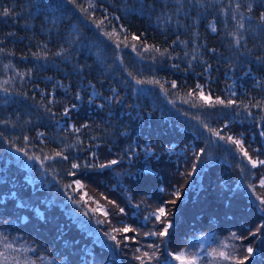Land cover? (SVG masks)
I'll list each match as a JSON object with an SVG mask.
<instances>
[{"label":"trees","instance_id":"obj_1","mask_svg":"<svg viewBox=\"0 0 264 264\" xmlns=\"http://www.w3.org/2000/svg\"><path fill=\"white\" fill-rule=\"evenodd\" d=\"M44 2L53 10L51 19L60 22V28L69 33V29L75 27L85 43L100 47L97 48L102 50V57L81 53L71 63L52 58L55 63L52 68L33 72L28 76L30 79L12 90V94L0 96V121L4 122L0 123V237L14 249L24 250L11 253L9 260L18 255L21 259L34 260L36 264H140L135 258L140 256L145 260L151 257L150 264H173L175 254L195 250L197 245L193 241L208 234V244H213L212 247L230 240L233 249L226 255L232 254L237 259L247 257L244 264H264V213L259 211L261 205L257 199L260 196L264 199V193L258 195L259 188H252L253 176L259 178L260 171L254 169L252 178L244 177L243 171L234 164H241L240 158L244 157L233 144L227 148L234 155L233 161L220 159V153L213 160L204 161L205 154L200 153L204 141L194 129L200 125L196 117L207 118L210 129L225 137L222 141H226L229 134L241 136L252 159L264 157V135H261L264 111L252 106L258 101L264 102V47L255 40L260 36L258 18L264 11V0H254L253 4L249 0H223L221 7L225 17L214 19V22L218 20L217 33L203 32L206 50L211 52L209 56L217 67V73L212 67L209 76L215 81L210 85V95L213 100L220 98L227 102L230 99L235 102L234 106L208 107L203 104L190 110L186 103L183 111L187 119H181L180 124L175 118L159 117L156 111L161 105L155 103L156 111L146 117L145 106L149 103L146 94L153 88L157 96L154 100L164 103L152 82L166 89V85L175 81L178 97H185L198 83L204 82L203 75L199 74L195 79L187 71L175 74L179 65L175 61V67L168 71L159 61L162 56L131 57L123 43L117 48L116 38L108 39L92 21L107 16L103 31L107 32L111 26L123 28L129 47L137 44L140 49L144 43L160 48L161 52L171 49L176 41L174 35H161L145 16H121L108 7L91 15L82 13L68 0ZM76 3L83 5L79 0ZM237 4L240 5L238 10ZM249 4L252 5L251 12L248 11ZM5 8L12 14L0 16V41H3L0 43L3 49L0 67L8 64L11 58L10 62L17 64L18 69L27 70L35 60L37 49L44 53L36 45H49L41 41L33 45L26 32L14 24V17L22 9L34 15L38 12L37 6L31 4V0H0V12ZM234 12L238 18L240 14L245 17L244 39L238 49L232 36L228 35L235 31V21L231 18ZM249 24L251 28L246 30ZM133 34L140 37V41L132 40ZM46 35L52 52L61 51L55 43L58 34ZM124 71L132 74L129 75V86L143 79L148 82L143 86L153 85L146 91L124 94L117 85L118 81L127 83ZM110 76L117 78L116 84ZM232 85L236 96L229 90ZM114 89L120 94V106L108 109L103 98H109ZM168 90L173 95L171 89ZM90 91L95 92L98 101L89 102ZM134 95L137 100L133 99ZM52 96H58L60 103L49 104ZM97 103L102 105L101 108ZM66 107L70 109L68 116L63 114ZM133 108L138 109L135 112ZM112 120L116 141L88 140L110 128L108 123ZM60 123L68 129L60 128ZM83 124L89 127L73 135L72 126ZM62 136L78 138L80 143L76 140L77 147L66 149L58 142ZM171 142L180 148L192 146L193 153L185 149L176 160L168 158L163 149ZM148 143L153 150L152 156L145 153ZM17 148L22 151L17 152ZM62 150L67 160H47L43 167L37 160L27 159L31 155L43 160ZM25 152L27 155L23 154ZM111 160L118 163L99 168L100 164ZM72 163L81 167L73 170ZM86 164L92 167H85ZM69 171H74L75 176L69 175ZM190 172L192 175H188ZM75 180L85 185L84 190L92 197L87 204L83 201L80 205L72 203L70 197L80 200L72 185ZM175 193L180 194L179 198ZM160 207L166 209V216L161 218L163 224L154 215ZM165 224L170 225L166 237L149 235L161 231ZM124 228L135 231L125 233ZM233 233L242 239L233 237ZM109 236H116L119 247ZM125 236L129 240L126 241ZM88 246L92 253L90 257L86 253ZM249 247L253 249L251 256L247 252ZM29 248L35 251H26ZM0 251H3V244H0ZM220 264L233 262L222 259Z\"/></svg>","mask_w":264,"mask_h":264},{"label":"rangeland","instance_id":"obj_2","mask_svg":"<svg viewBox=\"0 0 264 264\" xmlns=\"http://www.w3.org/2000/svg\"><path fill=\"white\" fill-rule=\"evenodd\" d=\"M83 5H86L87 0H79ZM223 0H205V6L201 7L198 4H189L184 3L183 5V12H186L187 15L180 14L177 15V7L178 5L175 3V0H93V3L95 4V8L89 9V13L91 15L100 13L104 7H108L118 13L121 16H127L130 14H137L141 16H145L150 21V25L153 26L161 35L167 36L169 33L174 35L176 37V41L179 42L173 44V48L167 49V52L161 57L160 54H158L155 51H144L143 47L142 49L137 48L136 51L132 50V47H126L130 53L131 57H135L136 59L142 58V55L144 58L151 57V58H160L161 61L164 64V68L166 70L171 71L174 67V61L176 63H179L178 70L175 72H182L185 73L187 71L188 73L194 75L195 79L199 77V74L203 75V78L205 79L203 83H199L204 86V94L210 95V85L214 83V79L210 78L209 76L212 74V67L214 68V72L217 73V67L213 63V58H210V51L206 50V45L203 42V36L205 32L211 33L209 30L208 25L210 22H214V19L216 18H222L225 17V11L222 9L221 4ZM254 0H249V3L253 4ZM31 4L37 6V13L32 15L28 13L26 10L22 9L19 12H16V16L14 17V24L18 25L21 29H23L26 32L27 37L31 40L33 45L37 44L38 42H45L47 43V46L45 44H40L39 49H42V52L37 49V53L40 54L42 57L41 59H36L32 64L27 68V70H20L17 68V64H14L11 61V58L8 60V64H4V66L0 67V88H7L8 94H12V90L16 87H19L22 83L25 82V80L28 78V73H40L43 70L47 68H52L55 63L52 62V58L60 61L61 63L65 62H72V59H77L78 55L81 53H84L85 56H89L94 54L95 57L101 58L102 57V50L98 49L100 48L98 45L97 47L91 45L90 43H85L80 36L78 35V32L75 27H71L69 29V33L67 29H62L59 27L60 22L54 21V19H51L50 13H53V10L49 8L48 6H45L44 0H31ZM25 5V4H24ZM48 11V12H47ZM46 12L48 14H46ZM37 15H40V20L37 18ZM170 17V19H169ZM57 18H59L57 16ZM51 20V21H50ZM177 21H179V26L177 25ZM218 20L215 21L217 23ZM204 28V30H203ZM251 28V25L249 24L246 27V30H249ZM115 29L114 26H111L110 29L107 30V32L111 33L112 30ZM106 31V30H105ZM117 33L119 34L120 40H122L125 35L124 33H121L119 29H116ZM57 33L58 38L55 40V43L57 46L61 47L63 49V55L62 56H56L55 52H52V48L50 47V41H48L46 38V34L48 33ZM204 32V33H203ZM198 34V35H197ZM260 36L256 37L257 44L264 47V31H261L258 33ZM169 36V35H168ZM187 42V45L185 46L184 43ZM137 46V44H136ZM179 50V52H177ZM46 52V53H45ZM187 53V55H185ZM93 56V55H92ZM195 56V58H194ZM43 57H46L43 58ZM117 59V58H116ZM136 61V60H135ZM189 62H191L192 67H189ZM11 65L9 68H5V65ZM211 66L209 72H204V68ZM228 66V65H227ZM17 73L23 74V79L20 78V76L17 75ZM126 74V81L127 83H124L122 81H118V89H122L123 93L128 95L133 93H139L142 91H146L149 87L152 85H146L143 86L144 83H148L146 79H143V83L137 84L134 83L133 86H129V83L131 82V77L129 74H127L126 71H124ZM106 74V73H105ZM109 76V75H108ZM216 76V74H215ZM226 79H230L227 75L224 76ZM112 80H114L115 84L117 82V78L115 76H110ZM30 79V78H28ZM5 80L11 81L9 84H4L3 82ZM32 80V79H31ZM33 81V80H32ZM156 86L155 91L159 94V97L164 102H160L154 100L155 92L152 88L149 94H146L149 98L147 99L146 109L148 112L146 113L149 117V114L151 112L156 111L155 104L161 105L158 108V112L156 113L159 115V117L164 116V118H175L178 120V124L182 122V120L187 119L185 113H184V105L186 104L190 110H195V107H193V103H195L197 106H202L204 104L203 101L199 99V90L195 89V92H193L192 96H189L188 94L184 96L178 97L177 90H175L171 85H166V89L164 86L160 85L159 83H154ZM163 88V90H162ZM171 89V93L173 95H170L168 90ZM174 90L176 93L174 94ZM229 90H231V93L236 96V91L234 89V85H232ZM4 92H0V96L3 95ZM53 95V93H52ZM211 96V95H210ZM134 100H137L138 97L134 95ZM50 100H53V104L60 103V98L58 96H52ZM88 100L89 102H92L94 100L98 101V98L96 97V94L94 91H90L88 94ZM107 104H105V107L108 109L115 108L117 106H120V94L116 89L112 90L109 94V98H103ZM122 101V99H121ZM178 108L175 106L178 105ZM98 108H101V104L97 103ZM185 105V106H186ZM196 106V107H197ZM207 106V105H205ZM138 108H133V110L136 112ZM110 115V114H109ZM180 119V120H179ZM182 119V120H181ZM199 122V126H196L195 133L200 135V137L204 141V154L203 157L204 161H211L213 160L219 153H220V159L225 160L226 162H231L234 160V155L231 154L227 148L230 146V143L227 141H222L219 138H216L215 136L211 135L210 131V123L209 119L202 118L200 116L195 118ZM113 120L112 122L108 123V126L110 128L103 130L102 133L93 135L88 138L89 141H94L96 139L102 140L103 138L105 140H111L116 141V134L113 132ZM59 127L64 129H68V126L59 124ZM192 128V130H194ZM75 135V133H73ZM228 136H232L234 139H240L242 141L241 136H233L232 134H229ZM75 138H69L68 136H62L60 139H58V142L66 149H71L74 147H77ZM243 143V141H242ZM147 151H145L147 156L153 155V150L148 143L146 145ZM186 147L178 146L174 142H171L169 145H165L163 152L165 153L166 157L172 158L173 160H176L179 155H183L185 153ZM193 147L190 146V148L186 149L193 153ZM216 149V150H215ZM234 149L237 151L236 146L234 145ZM239 155L240 152L237 151ZM95 153V150L92 152V154ZM264 153V151H263ZM196 155V153L194 154ZM192 156V155H191ZM156 158L158 155L155 156ZM264 159V157L262 158ZM237 160V158H236ZM254 160H261L258 158H254ZM240 163H234L236 166L241 169L244 173V177L250 176L252 178L251 173L254 174L253 170L260 171L259 178H255V174L253 176V181L255 183L253 184V189H256V187L259 188L258 195H262L264 193V189L260 187V180L261 178H264V166H257L256 168H252V166L248 163L246 158H240ZM257 177V176H256ZM76 181V180H75ZM75 181L72 182L73 188L75 193L78 191L75 190ZM28 182L32 181L28 179ZM83 191H85L83 189ZM86 192V191H85ZM80 197L81 193L78 192ZM260 198H262L260 196ZM263 199V198H262ZM18 204V203H17ZM36 212H38L36 210ZM209 235L206 234V236H203L202 238H198L197 240H194L193 242L196 243L195 250H183L179 253L175 254L174 256H178L180 254H183V258L185 260L187 259H194L195 264H220L222 261V258L219 256L220 252H224L225 255L227 252H229L231 249H233V246L230 244V240L221 242L217 247L213 246V244H208ZM192 245V244H191ZM207 245V246H206ZM226 246V247H225ZM91 248L88 246L86 248V253L90 257L92 255ZM195 251V252H194ZM230 253V252H229ZM253 254V251L250 256ZM173 256V257H174ZM115 261L116 258H113ZM173 264H180L179 260H176L172 258Z\"/></svg>","mask_w":264,"mask_h":264},{"label":"snow or ice","instance_id":"obj_3","mask_svg":"<svg viewBox=\"0 0 264 264\" xmlns=\"http://www.w3.org/2000/svg\"><path fill=\"white\" fill-rule=\"evenodd\" d=\"M69 3L73 4L74 6L78 7L80 9V11L82 13H85V14H88L89 13V9H93L95 8V4L93 3V0H87V3L86 5H78L76 3V0H68ZM175 3L178 5L177 7V15H180V14H184V15H187L186 12H183V5L184 3H189V4H198L200 5L201 7H204L205 6V0H175ZM240 8V5L237 4L236 5V9L238 10ZM248 11L251 12L252 11V5L249 4L248 5ZM11 10L10 9H3L2 12H0V16H9L11 15ZM232 20L235 21V31L234 32H229L228 35L232 36L233 40L235 41V47L238 49L241 45V41L244 39V35H243V30L245 28V17L243 14H240L239 15V18L237 17V15L235 14V12L233 13L232 15ZM108 19L107 16L104 17V19H98V20H93L92 23L95 24V27L97 29H100L102 31V34L105 35L108 39H113V37H115L116 39L114 40V42L116 43L117 45V48L120 47V44L123 43L124 44V47H129V44L127 43V38L125 37V39L123 41L120 40V37H119V34L117 33L116 29H113L111 33L109 32H105L103 31V28L105 27V20ZM170 19V17H169ZM248 19H251V17H249ZM259 28L261 31H264V11H262L260 14H259ZM177 25L179 26V21H177ZM208 28L209 30L212 32V33H217V27H216V23L215 22H210L209 25H208ZM120 32L123 33L125 32V29L121 28L120 29ZM198 35V34H197ZM140 37L136 36L135 34L132 35V40H135V41H140ZM179 42L178 40L177 41H173V43H177ZM0 43H3V41H0ZM184 43V45L186 46L187 45V42H182ZM132 47V50L133 51H136L137 50V46L136 44H132L131 45ZM143 49L144 51H155L157 52L158 54H160L161 56H163L166 52H167V49H165L163 52H161L160 48L158 47H150L148 46L146 43L143 44ZM213 52H215V49L212 50ZM0 53H3V49L0 48ZM11 54V53H10ZM56 56H62L63 55V49H61V51L55 53ZM185 55H187V53H185ZM35 58L36 59H41L42 57L40 56L39 53H36L35 54ZM46 59V57H43ZM195 58V56H194ZM259 59V58H258ZM11 67V65H5V68H9ZM189 67H192V64L191 62H189ZM210 68L211 66L209 65L208 67L204 68V72H209L210 71ZM18 76H20L21 79H23V74H20V73H17ZM28 75H31V73H28ZM129 75L131 76L132 74L129 73ZM11 81L9 80H5L3 83L4 84H9ZM136 83L137 84H141L143 83V81L141 80H136ZM152 83H155V82H152ZM172 87L173 88H176L177 85H176V82L173 81L172 82ZM196 89L199 90V99L201 101L204 102V105H207L208 107H214L216 105H220L224 108H231L234 106V101L232 100H228L227 102H225V100L223 99H220V98H216L215 100H213V98L210 96V95H205L204 94V86L201 85V84H197L196 85ZM163 90V88H162ZM0 92H4L5 94H7L8 92V89L7 88H0ZM193 92H195V89L193 90ZM193 92H189L188 95L189 96H192L193 95ZM234 95V93H233ZM76 99L79 100L80 97L79 95L77 94L76 96ZM54 101L53 100H49L48 103L51 104L53 103ZM193 107H196L197 105L195 103H193L192 105ZM253 107H258L260 108L261 111H264V102H260L258 101L256 104L252 105ZM73 108L75 107V105L72 106ZM47 111H50V109H46ZM69 111L70 109L69 108H65L64 110V116H68L69 115ZM0 123H4L2 121H0ZM89 125L87 124H83L81 125L80 127H75L74 125L72 126V131L74 133H79L81 132L82 129H85V128H88ZM211 135L212 136H216L218 137L220 140H224L225 137L220 135L219 132L215 131V130H211ZM40 136L43 135V133H40L39 134ZM261 135H264V132L261 133ZM28 138L25 137V141L27 142ZM226 141L230 144H233L236 146V149L237 151L240 152V154L247 159L248 163L252 166V168H256L257 166H264V159H261V160H254L252 159L250 156H249V153L247 150H245L244 148V145L242 143V141L240 139H234L232 136H228L226 138ZM77 143H80L79 139L77 138ZM17 152H21L22 150L17 148L16 149ZM205 150L204 149H200V153H203ZM24 155H27V153H23ZM197 155V158H199V154H196ZM93 156L95 157V154H93ZM56 158H60V159H63V160H67L68 157L66 155H64V152L63 150L62 151H58L55 153L54 156H45L43 160L40 159V157H35V156H31V155H28L27 156V159L29 161L31 160H37L38 162L41 163V166L43 167L44 166V161H47V160H54ZM118 161L117 160H111L109 163L107 164H100L99 165V168L100 169H104V168H109L115 164H117ZM85 167H92V165H84ZM81 167V165L77 164V163H72L71 164V169L75 170V169H79ZM195 170V167L193 169V171ZM69 175H72V176H75V172L74 171H69L68 173ZM188 175H192V173H188ZM69 188L72 187V185H68ZM260 187L264 188V178H261L260 180ZM85 188V185H83L79 180H76L75 181V190L80 192L81 193V197H80V200H77L75 199V197H70V199H72V203L74 205H80L81 204V201H83L85 204L88 203L89 200H92V197L89 196V194L85 191H83V189ZM174 195L177 196V198H179V193H175ZM257 199L259 200V203L261 205L259 211L261 213H264V199H261L260 197H257ZM93 203H95V201H92ZM110 204H113L112 201H108ZM171 203H175V201H171ZM99 207V206H98ZM90 211H93L92 209H90ZM101 212H103V209H100ZM123 209H120V212L123 213ZM105 215H107V213H104ZM155 218L158 222L160 223H165L161 218L162 217H165L166 216V209L163 208V207H160L155 213ZM148 217H145V220H147ZM169 227L170 225H167L165 224V226L163 227V229L159 232H151L149 233V235H152V236H160V237H166L167 234H168V231H169ZM116 231H119V230H116ZM132 231H135L134 229H131V228H124L123 229V232L127 233V232H132ZM257 231L259 232L260 229L258 228ZM256 233H253V235H255ZM233 237H235V233H233ZM109 238L114 241V242H117L116 241V236H109ZM237 239H242L240 237H235ZM126 241L129 240V237L125 236L124 238ZM0 244H3V251H0V264H36V262L33 260V261H29L28 259H21L18 255L17 256H12V259L11 261L9 260V255L13 252L15 253H19L21 251H24L22 249H14L13 248V245L11 243H8L5 239H3L2 237H0ZM117 246L119 247V242H117ZM149 247H153V245H149ZM226 247V246H225ZM26 251H35L34 249H26ZM137 252L140 251L139 248L136 249ZM253 251V249L251 247H249L247 249V252L248 254H251ZM145 256H148V253H145L144 254ZM219 256L222 258V259H230L232 260L233 264H244V261L245 259H247V257H241L239 259H237L234 255L232 254H228V255H225L224 252H220L219 253ZM136 259H138L140 261V264H150V259L151 257H149V260H145L143 259L142 257L140 256H137L135 257ZM174 259L176 260H179L180 261V264H195V260L194 259H187L185 260L183 258V254H180L178 256H174L173 257ZM43 259V258H41Z\"/></svg>","mask_w":264,"mask_h":264}]
</instances>
